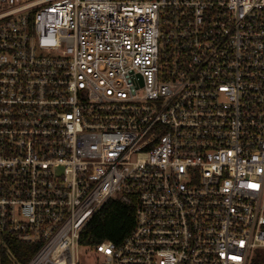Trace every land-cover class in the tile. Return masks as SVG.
<instances>
[{"label": "built area", "instance_id": "obj_1", "mask_svg": "<svg viewBox=\"0 0 264 264\" xmlns=\"http://www.w3.org/2000/svg\"><path fill=\"white\" fill-rule=\"evenodd\" d=\"M111 198L97 264L264 249V0H0V264H81Z\"/></svg>", "mask_w": 264, "mask_h": 264}, {"label": "trees", "instance_id": "obj_2", "mask_svg": "<svg viewBox=\"0 0 264 264\" xmlns=\"http://www.w3.org/2000/svg\"><path fill=\"white\" fill-rule=\"evenodd\" d=\"M136 199L129 203L119 198H111L99 209L83 228L79 244L87 252L103 241L121 243L135 225ZM13 254L21 263H27L35 254L36 247L31 244L17 243L12 247ZM3 264H13L4 257ZM251 264H264L259 252Z\"/></svg>", "mask_w": 264, "mask_h": 264}, {"label": "rangeland", "instance_id": "obj_3", "mask_svg": "<svg viewBox=\"0 0 264 264\" xmlns=\"http://www.w3.org/2000/svg\"><path fill=\"white\" fill-rule=\"evenodd\" d=\"M258 252L261 255V257L264 259V249H260ZM80 262L81 264H97L91 252H87L84 249H81L80 251Z\"/></svg>", "mask_w": 264, "mask_h": 264}]
</instances>
